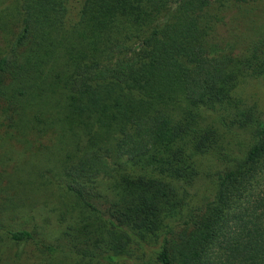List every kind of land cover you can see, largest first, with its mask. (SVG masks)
Instances as JSON below:
<instances>
[{"label":"trees","instance_id":"trees-1","mask_svg":"<svg viewBox=\"0 0 264 264\" xmlns=\"http://www.w3.org/2000/svg\"><path fill=\"white\" fill-rule=\"evenodd\" d=\"M6 1L0 127L19 131L26 96L50 106L21 135L53 147L66 180L45 249L61 264H264V118L232 94L264 78V37L207 55L190 20L210 0H84L71 26L65 0Z\"/></svg>","mask_w":264,"mask_h":264},{"label":"rangeland","instance_id":"rangeland-1","mask_svg":"<svg viewBox=\"0 0 264 264\" xmlns=\"http://www.w3.org/2000/svg\"><path fill=\"white\" fill-rule=\"evenodd\" d=\"M83 1H64L68 26L79 20ZM9 12H14L12 4L0 0V15ZM191 20L193 36L203 42L207 55L223 56L235 49L239 51L235 57L246 55L248 44L264 37V0H210ZM3 44L0 37V48ZM232 91L240 103L255 108L254 115L259 113L264 118V78L240 79ZM26 97L22 100L21 123L29 130L32 126L29 120L34 124L35 120L26 116L27 110L32 108L44 116L50 106L39 105L33 96ZM205 116L213 120L211 113ZM21 123L18 132L0 127V264H61L71 259L64 251L51 254L44 246L57 244L52 210L61 202L66 180L60 173L59 156L54 148L35 146L34 137L25 128L21 135ZM21 228L31 231L33 238L12 240L9 231Z\"/></svg>","mask_w":264,"mask_h":264}]
</instances>
